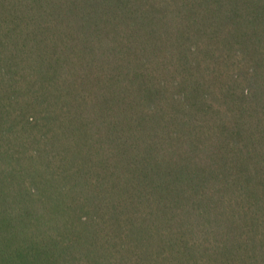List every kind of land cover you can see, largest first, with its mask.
Here are the masks:
<instances>
[{"label": "trees", "instance_id": "obj_1", "mask_svg": "<svg viewBox=\"0 0 264 264\" xmlns=\"http://www.w3.org/2000/svg\"><path fill=\"white\" fill-rule=\"evenodd\" d=\"M0 264H264V0H0Z\"/></svg>", "mask_w": 264, "mask_h": 264}]
</instances>
